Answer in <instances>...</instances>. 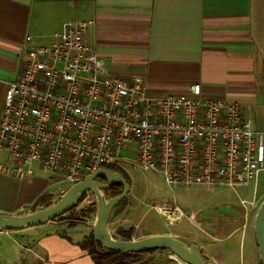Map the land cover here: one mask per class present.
Segmentation results:
<instances>
[{
	"label": "built area",
	"instance_id": "2783aa9c",
	"mask_svg": "<svg viewBox=\"0 0 264 264\" xmlns=\"http://www.w3.org/2000/svg\"><path fill=\"white\" fill-rule=\"evenodd\" d=\"M92 24L70 21L50 42L26 50L0 115V174L26 182L40 172L50 185H63L56 202L128 155L169 187L253 183V200L241 204L247 219L264 177V131L244 118L239 103L202 98L197 84L184 96H156L136 78L113 75L84 38ZM157 211L170 224L183 217L178 209Z\"/></svg>",
	"mask_w": 264,
	"mask_h": 264
},
{
	"label": "crops",
	"instance_id": "0c3cea01",
	"mask_svg": "<svg viewBox=\"0 0 264 264\" xmlns=\"http://www.w3.org/2000/svg\"><path fill=\"white\" fill-rule=\"evenodd\" d=\"M70 21L93 22L84 38L113 75L136 78L156 96H184L197 84L202 98L239 103L244 118L264 131V0H0V115L26 50L50 42ZM62 187L47 176L21 182L0 174V214L35 212L40 196L51 194L52 202ZM88 233L56 220L0 232V264H95L82 248Z\"/></svg>",
	"mask_w": 264,
	"mask_h": 264
},
{
	"label": "rangeland",
	"instance_id": "374dc122",
	"mask_svg": "<svg viewBox=\"0 0 264 264\" xmlns=\"http://www.w3.org/2000/svg\"><path fill=\"white\" fill-rule=\"evenodd\" d=\"M119 167L129 178L130 193L126 200L115 208L110 218L108 229L111 233H117L121 223L126 221L133 225L131 240L139 239L140 235L169 233L198 244L203 248L205 255L213 256L219 264H261L255 237L252 235L256 212L264 202V177H260L257 186L255 210L253 209L252 213L248 211V217L244 219L241 204L242 201L253 200V183L237 189L218 185L169 187L159 173L136 168L133 156L125 155ZM35 177L46 178V175L37 172ZM56 202H51V205ZM161 207L178 209L183 214L181 222L170 224L166 217L157 211ZM31 211L28 207L23 210V214H29ZM96 212L95 198L86 195L76 209L56 220V223L63 229L76 227L81 234L89 232L90 235ZM221 224L223 231L217 232L216 226ZM206 227H211L212 231L207 232L212 235L203 233ZM234 230L236 232L232 233ZM144 258L152 259L151 264H167L169 260L174 264H184L167 251L145 255Z\"/></svg>",
	"mask_w": 264,
	"mask_h": 264
},
{
	"label": "water",
	"instance_id": "95a60500",
	"mask_svg": "<svg viewBox=\"0 0 264 264\" xmlns=\"http://www.w3.org/2000/svg\"><path fill=\"white\" fill-rule=\"evenodd\" d=\"M111 185L122 187V193L116 197L108 198L105 195V190ZM88 193L93 195L97 206L92 236L94 241L106 251L137 254L142 250L157 249L169 252L184 264H214L208 261L202 255L199 246L189 239L170 235H153L137 240H126L117 233H111L108 229L110 218L115 208L128 197L130 184L121 173L107 169H100L86 176L81 182L70 187L51 206L21 216L0 214V232L20 231L55 221L76 209ZM124 227L127 228L124 229ZM132 228L133 225L126 221L120 225V229L126 232ZM254 237L258 247L259 261L264 264V202L260 204L255 215Z\"/></svg>",
	"mask_w": 264,
	"mask_h": 264
},
{
	"label": "trees",
	"instance_id": "16d2710c",
	"mask_svg": "<svg viewBox=\"0 0 264 264\" xmlns=\"http://www.w3.org/2000/svg\"><path fill=\"white\" fill-rule=\"evenodd\" d=\"M104 169L121 173L130 184L128 176L119 166L104 167ZM121 193L122 187L117 185H111L108 189L105 190V195L108 198L116 197ZM51 198V194L40 196L35 202L34 207L46 208L48 206H51ZM61 218L62 217L58 218L57 220ZM117 234L122 236L126 240H131L133 229H130L126 232L119 228ZM82 248L87 251L88 255L92 258L95 264H151L152 259L144 258L145 255H151L156 252H166L164 250L157 249L142 250L137 254H121L116 251H106L99 243L94 241L92 232L82 243ZM167 264L174 263L169 260Z\"/></svg>",
	"mask_w": 264,
	"mask_h": 264
},
{
	"label": "flooded vegetation",
	"instance_id": "af4514ba",
	"mask_svg": "<svg viewBox=\"0 0 264 264\" xmlns=\"http://www.w3.org/2000/svg\"><path fill=\"white\" fill-rule=\"evenodd\" d=\"M102 180V179H101ZM102 182H104L103 180H102ZM119 228H120V226H119Z\"/></svg>",
	"mask_w": 264,
	"mask_h": 264
}]
</instances>
